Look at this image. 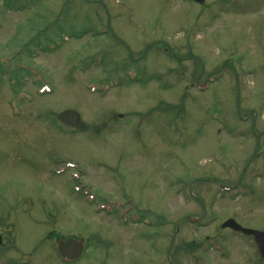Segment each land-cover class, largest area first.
<instances>
[{"label":"rangeland","instance_id":"1","mask_svg":"<svg viewBox=\"0 0 264 264\" xmlns=\"http://www.w3.org/2000/svg\"><path fill=\"white\" fill-rule=\"evenodd\" d=\"M0 77V264H264V0H0Z\"/></svg>","mask_w":264,"mask_h":264},{"label":"water","instance_id":"2","mask_svg":"<svg viewBox=\"0 0 264 264\" xmlns=\"http://www.w3.org/2000/svg\"><path fill=\"white\" fill-rule=\"evenodd\" d=\"M198 5H203L205 0H193ZM57 120L66 128L72 130H81L83 128V122L77 112L64 111L58 114ZM222 229H229L233 232L240 233L244 236L252 237L258 255L264 260V231H255L245 229L239 226L234 220L229 219L222 224ZM84 249V243L81 239L67 241L57 240V251L59 257L67 262L77 261Z\"/></svg>","mask_w":264,"mask_h":264},{"label":"flooded vegetation","instance_id":"3","mask_svg":"<svg viewBox=\"0 0 264 264\" xmlns=\"http://www.w3.org/2000/svg\"><path fill=\"white\" fill-rule=\"evenodd\" d=\"M56 238H57V237H56ZM56 238H55V240H54V244H53L54 246H55V241H56ZM49 239H51L50 241H53V239H52V238H49ZM2 244H4V243H3V241H2V239H1V237H0V247H1V245H2ZM85 246H86V245H85ZM85 246H84V247H85ZM85 248H86V247H85ZM85 248H84V251H83V254H82V256L84 255ZM81 259H82V257H81V258H80L78 261H80ZM78 261H77V262H78ZM77 262H75V263H77ZM75 263H73V264H75ZM64 264H68V263H64Z\"/></svg>","mask_w":264,"mask_h":264}]
</instances>
